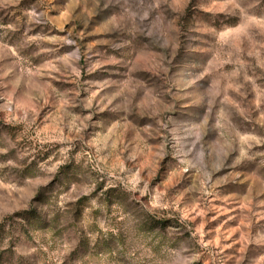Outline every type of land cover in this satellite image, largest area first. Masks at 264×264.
<instances>
[{"label":"rangeland","instance_id":"1","mask_svg":"<svg viewBox=\"0 0 264 264\" xmlns=\"http://www.w3.org/2000/svg\"><path fill=\"white\" fill-rule=\"evenodd\" d=\"M0 264H264V0H0Z\"/></svg>","mask_w":264,"mask_h":264}]
</instances>
